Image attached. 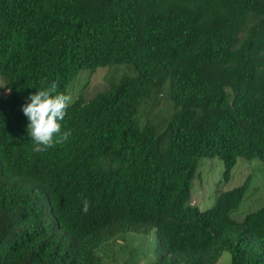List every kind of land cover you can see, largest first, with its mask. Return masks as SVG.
<instances>
[{
    "label": "trees",
    "instance_id": "obj_1",
    "mask_svg": "<svg viewBox=\"0 0 264 264\" xmlns=\"http://www.w3.org/2000/svg\"><path fill=\"white\" fill-rule=\"evenodd\" d=\"M124 64L70 105L67 142L32 151L30 93ZM0 78V264H104L129 233L148 264H264V207L234 217L245 186L205 211L191 194L203 158L226 183L264 164V0H0ZM160 96L167 114L138 117Z\"/></svg>",
    "mask_w": 264,
    "mask_h": 264
},
{
    "label": "rangeland",
    "instance_id": "obj_2",
    "mask_svg": "<svg viewBox=\"0 0 264 264\" xmlns=\"http://www.w3.org/2000/svg\"><path fill=\"white\" fill-rule=\"evenodd\" d=\"M133 69L129 65H115L99 68L94 72L82 71L70 85L67 95L71 96L72 103L79 98L90 100L98 93L106 89L112 82H119L127 76H133ZM9 88L3 78H0V93H5ZM160 96L156 107L147 106L138 113V117L146 120L150 116L154 119H161L169 106ZM71 103V104H72ZM224 162L220 157L203 158L199 162L198 172L192 181V204L201 211L213 207L217 198V190H232L241 186L247 188L244 201L239 211L234 215L241 219L248 213H253L264 207V164L257 158H239L236 166L231 171V178L228 183L223 181ZM137 233H129L126 238L116 243L109 244L100 253L104 264H148L142 256V250L148 248L146 241L139 242ZM231 254L224 252L217 264H230ZM141 261V262H137Z\"/></svg>",
    "mask_w": 264,
    "mask_h": 264
},
{
    "label": "clouds",
    "instance_id": "obj_3",
    "mask_svg": "<svg viewBox=\"0 0 264 264\" xmlns=\"http://www.w3.org/2000/svg\"><path fill=\"white\" fill-rule=\"evenodd\" d=\"M71 103V96L58 92L55 82L29 94L27 102L21 105V111L29 122L27 132L33 152L46 151L68 141L71 130L62 131V122ZM87 210L88 204L85 202L83 211Z\"/></svg>",
    "mask_w": 264,
    "mask_h": 264
}]
</instances>
